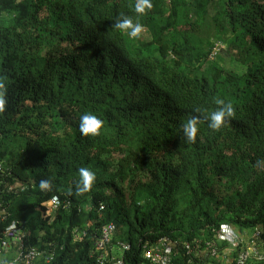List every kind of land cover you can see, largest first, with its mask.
<instances>
[{"label": "trees", "instance_id": "obj_1", "mask_svg": "<svg viewBox=\"0 0 264 264\" xmlns=\"http://www.w3.org/2000/svg\"><path fill=\"white\" fill-rule=\"evenodd\" d=\"M141 2L0 0V264H110L120 252L100 263L96 246L107 224L111 247L129 245L123 264H151L143 250L161 238L171 264H220L185 245L203 250L221 223L264 248V0ZM218 98L234 115L213 130ZM89 112L95 136L79 127ZM13 221L41 252L32 262L14 260Z\"/></svg>", "mask_w": 264, "mask_h": 264}, {"label": "built area", "instance_id": "obj_2", "mask_svg": "<svg viewBox=\"0 0 264 264\" xmlns=\"http://www.w3.org/2000/svg\"><path fill=\"white\" fill-rule=\"evenodd\" d=\"M59 203V199L57 197H53L51 200V206L56 207ZM1 214L4 212L0 210ZM18 226L16 222H11L9 226L5 228V232L8 234H14V238L17 237L19 241V245L17 246L16 252L17 255L14 258L15 261L29 263L34 261L39 257L41 252L36 248H30L29 245L20 244L22 242L23 233L18 230ZM114 229L113 224H107L102 228L101 236L96 242L97 248L103 250L101 257L99 258V262L102 263L105 257L108 255V250H110V239L111 233ZM215 232V240L205 241V247L203 250L199 247V243L201 242L199 239H195L193 242L197 243V245L193 246L189 242L186 243L185 247L187 252H190L192 249L197 250L196 256L203 257L215 255L214 257H218L221 259L220 264H250V262L262 263L264 264V250L260 247L258 240L256 238L258 232L255 231L247 236H241L239 232H237L230 224L221 223ZM11 246L10 240L3 239L0 244V248L7 249ZM26 246V247H25ZM116 246L119 250H127L129 248L128 243L123 241H118ZM229 246V248H223L222 252L217 253V247ZM236 248V253H232V249ZM210 252L211 256L206 252ZM174 251L172 249L171 243L167 238H161L158 243L145 246L143 250V256L151 264H171L173 259ZM51 257L47 260L49 261ZM110 264H123L122 255L112 256Z\"/></svg>", "mask_w": 264, "mask_h": 264}, {"label": "clouds", "instance_id": "obj_3", "mask_svg": "<svg viewBox=\"0 0 264 264\" xmlns=\"http://www.w3.org/2000/svg\"><path fill=\"white\" fill-rule=\"evenodd\" d=\"M151 7H152V4L150 0H142L141 3L137 4L136 10L140 13H144L146 9H150ZM116 27L120 29H128L132 27V22L130 19H124V20L118 21L116 24ZM139 31H140V26L136 25L135 28H133L131 35L135 36L137 35ZM224 46H225L224 44L219 43L217 46L213 48L210 55L215 56L221 50H223ZM6 91H7L6 83L4 82L3 79H0V111H3L5 103H6L5 101ZM216 103L220 105L221 107L217 111H214L210 114L209 127L213 130H219L222 124L225 123L226 118L232 117L234 115V109L231 103H226L223 99H219V98L216 100ZM103 123L104 122L97 115L89 112V113H84L81 115L79 127H80L82 134L84 135L91 134L95 136L100 133ZM183 131H184L185 138L188 141L194 142L196 139V131H197L195 120H189L188 123L184 125ZM80 173L82 177L81 183L83 185L81 190H87L91 186V183L95 178V173H93L91 170L87 168H81ZM40 187L41 189H50L51 180L50 179L41 180ZM49 205L51 206V201L49 202ZM239 233L241 234V232ZM109 248L110 250H113V252H115L114 250L117 249L118 252H120L118 255L121 254V250H119L117 246L111 247L110 245ZM262 250H264V248H262Z\"/></svg>", "mask_w": 264, "mask_h": 264}, {"label": "rangeland", "instance_id": "obj_4", "mask_svg": "<svg viewBox=\"0 0 264 264\" xmlns=\"http://www.w3.org/2000/svg\"><path fill=\"white\" fill-rule=\"evenodd\" d=\"M235 65H236V64H234L233 67H235ZM231 67H232V64H231ZM237 231L241 232L240 230H237Z\"/></svg>", "mask_w": 264, "mask_h": 264}]
</instances>
